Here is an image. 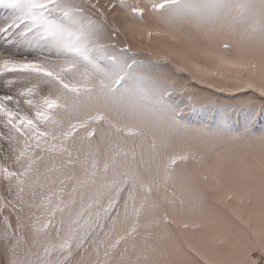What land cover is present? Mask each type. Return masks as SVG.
<instances>
[{"label": "snow or ice", "instance_id": "obj_1", "mask_svg": "<svg viewBox=\"0 0 264 264\" xmlns=\"http://www.w3.org/2000/svg\"><path fill=\"white\" fill-rule=\"evenodd\" d=\"M0 264H264V0H0Z\"/></svg>", "mask_w": 264, "mask_h": 264}]
</instances>
